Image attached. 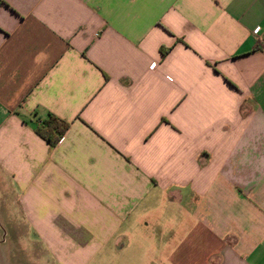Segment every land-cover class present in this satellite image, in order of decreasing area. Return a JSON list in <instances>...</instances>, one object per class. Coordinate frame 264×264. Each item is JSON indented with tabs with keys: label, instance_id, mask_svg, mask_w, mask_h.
Segmentation results:
<instances>
[{
	"label": "crops",
	"instance_id": "obj_1",
	"mask_svg": "<svg viewBox=\"0 0 264 264\" xmlns=\"http://www.w3.org/2000/svg\"><path fill=\"white\" fill-rule=\"evenodd\" d=\"M257 28L264 0H0L16 232L51 264H264Z\"/></svg>",
	"mask_w": 264,
	"mask_h": 264
},
{
	"label": "rangeland",
	"instance_id": "obj_2",
	"mask_svg": "<svg viewBox=\"0 0 264 264\" xmlns=\"http://www.w3.org/2000/svg\"><path fill=\"white\" fill-rule=\"evenodd\" d=\"M6 202L10 207L9 212L13 213L12 223L5 222L6 216L2 208ZM19 220L21 218L15 213L11 200H4L0 194V264H51V260L40 250L31 233L24 236L19 231L16 232L15 229L22 226L17 222Z\"/></svg>",
	"mask_w": 264,
	"mask_h": 264
},
{
	"label": "trees",
	"instance_id": "obj_3",
	"mask_svg": "<svg viewBox=\"0 0 264 264\" xmlns=\"http://www.w3.org/2000/svg\"><path fill=\"white\" fill-rule=\"evenodd\" d=\"M68 129V124L61 120L50 117L48 120L39 122L36 132L51 146H55Z\"/></svg>",
	"mask_w": 264,
	"mask_h": 264
},
{
	"label": "built area",
	"instance_id": "obj_4",
	"mask_svg": "<svg viewBox=\"0 0 264 264\" xmlns=\"http://www.w3.org/2000/svg\"><path fill=\"white\" fill-rule=\"evenodd\" d=\"M254 36L259 38V47L260 49L264 52V37H262L260 30L257 28L256 30L253 31ZM156 64L152 65V68H154Z\"/></svg>",
	"mask_w": 264,
	"mask_h": 264
}]
</instances>
